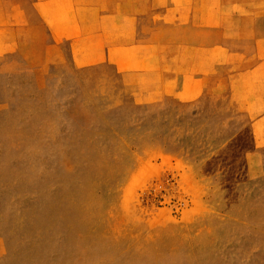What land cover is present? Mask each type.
Returning a JSON list of instances; mask_svg holds the SVG:
<instances>
[{"label":"rangeland","instance_id":"rangeland-1","mask_svg":"<svg viewBox=\"0 0 264 264\" xmlns=\"http://www.w3.org/2000/svg\"><path fill=\"white\" fill-rule=\"evenodd\" d=\"M226 1L146 77L79 0L55 59L0 58V264H264V0Z\"/></svg>","mask_w":264,"mask_h":264},{"label":"crops","instance_id":"crops-1","mask_svg":"<svg viewBox=\"0 0 264 264\" xmlns=\"http://www.w3.org/2000/svg\"><path fill=\"white\" fill-rule=\"evenodd\" d=\"M26 1L0 0V58L20 54L31 64H40L44 58L51 61L55 59L57 40L72 36L74 0H34L31 1L29 9L26 7ZM79 2L80 15H88L94 19L81 17L76 22L96 23L97 36L99 40L103 39L104 47L105 39H111V42L107 43L109 50L107 55L114 56L115 64L122 63L120 66L129 64L128 70L131 73L145 77L156 68L152 66L154 58H161L163 63V57L168 60V57L178 56L180 52L182 55L200 57L202 55L200 44L188 42L185 45L183 40L199 38L198 34L201 31L216 32L218 24L228 23L226 9L232 7V3L226 0H79ZM84 9L91 11L82 12ZM41 18L45 19L48 25L49 35L46 31H41ZM29 23L38 30L36 39H26V24ZM175 37L180 40L179 43L168 47L166 40ZM35 40L38 48L32 44ZM41 45L44 46L43 53L40 50ZM204 54L211 55L212 52ZM115 56L122 58L118 60ZM124 56L127 57L123 58ZM192 65V70L199 71V60ZM186 86L187 83H183L182 87ZM257 123L259 125L260 117L257 118Z\"/></svg>","mask_w":264,"mask_h":264}]
</instances>
